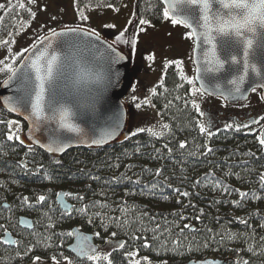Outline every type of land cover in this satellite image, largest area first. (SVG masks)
Segmentation results:
<instances>
[{
  "label": "trees",
  "instance_id": "1",
  "mask_svg": "<svg viewBox=\"0 0 264 264\" xmlns=\"http://www.w3.org/2000/svg\"><path fill=\"white\" fill-rule=\"evenodd\" d=\"M120 1L77 4L105 8ZM21 5L3 14L4 46L24 25L28 11ZM165 12L160 0L135 2L138 19L160 20ZM10 74L1 62L0 84ZM169 108V115L162 109L156 123L111 144L58 156L28 142L26 124L0 102V264L67 258L71 264H264L261 136L231 122L205 137L195 114L174 100ZM61 193L73 204L68 213L57 204ZM22 217L33 221L31 229L20 226ZM75 227L99 246L121 243L106 255L99 250L78 259L68 251ZM7 232L14 247L4 242Z\"/></svg>",
  "mask_w": 264,
  "mask_h": 264
},
{
  "label": "water",
  "instance_id": "2",
  "mask_svg": "<svg viewBox=\"0 0 264 264\" xmlns=\"http://www.w3.org/2000/svg\"><path fill=\"white\" fill-rule=\"evenodd\" d=\"M160 2L170 18L192 31L195 79L203 92L229 105H237L247 102L257 90L261 91L264 101V24L259 22L264 17V7L260 0ZM241 4L255 6L253 23H244L248 9L237 7ZM72 29L76 32H71ZM41 53L59 58L62 74L58 80L56 107L58 110L61 106L71 108L70 122L80 130L78 133L69 131L58 118H50L48 97L41 116L32 115L31 104L20 100L24 93L18 77L27 71L36 82L31 65L46 63L37 60ZM14 71L15 77L10 74L0 84V102L12 116L26 124L25 139L42 151L63 156L74 149L106 146L122 136L128 117L123 100L133 85L131 63L123 52L102 37L82 28L55 30L30 47ZM81 75L83 80L73 86L72 81ZM56 201L63 212L71 211L73 204L64 193L58 194ZM20 226L31 229L33 221L22 217ZM72 233L70 254L83 260L98 253L99 245L91 233L77 227ZM4 242L14 247L16 238L7 232ZM186 264H228V261L206 259Z\"/></svg>",
  "mask_w": 264,
  "mask_h": 264
},
{
  "label": "flooded vegetation",
  "instance_id": "3",
  "mask_svg": "<svg viewBox=\"0 0 264 264\" xmlns=\"http://www.w3.org/2000/svg\"><path fill=\"white\" fill-rule=\"evenodd\" d=\"M133 16L125 29L133 37L132 49L129 43L124 40L123 34L120 38L115 37L116 42L121 45L119 50L129 58L131 63L133 85L128 96L124 99L125 106L127 104L138 106V102L144 99L145 106L148 110H152L158 119L162 109L169 115V102L171 100L178 101L183 110L186 109L193 115L195 114L198 129L205 137H215L217 130L223 125L219 127L216 120L218 113L213 102L220 100L225 104V107L232 109L241 108L246 102L229 105L222 99L209 95L200 89L195 79L196 68L193 62L195 39L187 26L179 21L174 23L173 21L177 20L171 19L169 16L160 20H145L147 23L140 24L141 19L135 16V9ZM135 53L138 57L140 56L138 62L134 60ZM159 58H164V60L157 62L159 68H156L155 62ZM146 71L153 85L141 88L135 97L132 93L137 84L136 80L141 78L144 82L143 72ZM135 72L138 74L137 77ZM157 72H160L161 78L156 82L152 73L156 74ZM209 116H213V118L215 116V122H212L211 118H208ZM230 118L226 120L227 124L232 122L243 129L258 133L264 139V123L259 121L257 117L251 116V113H246L244 117ZM201 127L205 131L202 132Z\"/></svg>",
  "mask_w": 264,
  "mask_h": 264
},
{
  "label": "rangeland",
  "instance_id": "4",
  "mask_svg": "<svg viewBox=\"0 0 264 264\" xmlns=\"http://www.w3.org/2000/svg\"><path fill=\"white\" fill-rule=\"evenodd\" d=\"M135 2L136 0H121L117 6L97 8L91 6L80 7L77 4V0H0V23L4 12H6L12 4L20 3V5L22 4L23 8L28 11L25 16L21 17L23 20L25 19L21 21V23L24 22L23 29L18 28V31L12 39V44L10 46H4L5 43L9 42L7 36L0 39V63L3 62L5 68L11 67L22 52L27 51L45 35L64 28L86 29L102 37L117 49H120L121 45L116 42L117 39H115V37L120 38L123 34L124 40L129 43L132 49L134 43L133 37H131V34L125 31V29L132 17H134ZM26 19L28 21H26ZM24 26H26V29H24ZM139 57L137 53H135V62H138ZM163 60L164 58L156 60V68H159L157 62H163ZM137 76L138 74H136V77ZM143 76L145 78L144 82H142L141 78H137L136 80L137 84L132 93L135 97L137 93L140 92L141 88L153 85V82H151L148 77L147 71L143 72ZM152 76L156 79V82L161 78L160 72L156 74L152 73ZM145 104L144 99L138 102V106L127 104V124L121 138L128 136L136 129L157 122L158 119L154 115V112L148 110ZM213 104L216 105L215 108L218 113L217 119L215 116L214 118L213 116H209L208 118H211L212 122H215L216 119L219 127L221 125H223V127L226 126V120L230 117H244L248 112L251 113V116L257 117L259 121L264 123V101L259 92H254L249 101L241 108H227L220 100H215ZM120 243L119 241L108 242L105 245H100L99 250L103 255H106L114 246H119ZM29 264L71 263L69 258H67L64 262L60 263H48L44 260L35 259Z\"/></svg>",
  "mask_w": 264,
  "mask_h": 264
},
{
  "label": "snow or ice",
  "instance_id": "5",
  "mask_svg": "<svg viewBox=\"0 0 264 264\" xmlns=\"http://www.w3.org/2000/svg\"><path fill=\"white\" fill-rule=\"evenodd\" d=\"M260 5L264 7V0H260ZM23 7V5H21ZM237 7H243L248 9V14L244 18L245 24L253 23L256 19L255 16V6L248 4L237 5ZM34 15V14H33ZM164 15L167 17L168 13L165 12ZM264 18V17H260ZM174 23H178V21H173ZM140 24H145L147 21L140 20ZM71 32H76L75 29L70 30ZM67 35V34H64ZM85 36L88 35L87 32L84 33ZM98 38V37H97ZM111 47V46H109ZM115 52V49H112ZM37 60H45L46 63L41 65L40 63L33 62L31 68L35 71V83L32 81L30 74L26 72L20 73L18 77L21 81L20 89L23 91L24 95L20 97L21 101H24L26 104H31L32 115L41 116L45 110V101L47 99V107L51 112L52 119L58 118L61 124L67 128L71 132H79L80 130L73 125L70 121L72 118V110L69 107L61 106L58 110L56 105L58 103L57 100V90L59 88L58 80L60 75L62 74L61 67L58 63L59 58L55 55L45 56L44 53H41V56L37 58ZM8 71L15 77L16 72L9 67ZM83 80V76H78L76 79L72 81L73 86L80 83ZM201 131H205L203 127H201ZM11 139V137H9ZM56 143V141H54ZM260 143L264 144V139H261ZM183 147V145H181ZM185 195H187L185 193ZM43 197H40V200H43Z\"/></svg>",
  "mask_w": 264,
  "mask_h": 264
},
{
  "label": "clouds",
  "instance_id": "6",
  "mask_svg": "<svg viewBox=\"0 0 264 264\" xmlns=\"http://www.w3.org/2000/svg\"><path fill=\"white\" fill-rule=\"evenodd\" d=\"M259 22L264 24V18H261Z\"/></svg>",
  "mask_w": 264,
  "mask_h": 264
}]
</instances>
